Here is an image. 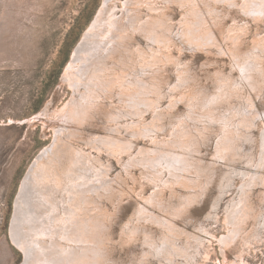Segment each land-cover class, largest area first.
I'll return each mask as SVG.
<instances>
[{"label":"bare ground","instance_id":"6f19581e","mask_svg":"<svg viewBox=\"0 0 264 264\" xmlns=\"http://www.w3.org/2000/svg\"><path fill=\"white\" fill-rule=\"evenodd\" d=\"M121 1V10H118L117 0H112V7L106 3L103 10L106 19L94 22L91 27L94 33L87 35L97 39L92 42L91 55L82 59L84 64L80 70H67L65 79L73 89L72 98L62 108L46 107L39 113L45 117V123L48 119H57L63 121L64 126H59V130L54 128L57 142L40 152L25 176L17 198L15 229L18 233H12V237L25 251L24 264H53L54 261L56 264H117L112 248L107 245L111 241L114 219L109 215L99 216L95 207L98 176L107 178L110 168L97 171L99 156L87 152L80 142L98 151L104 149L98 145L101 144L110 155L118 154L120 159L122 154L131 151L132 137L137 136L149 137L152 144L142 147L128 163L143 166L142 173L154 181L155 189L151 196L142 194L140 201L135 200L138 210L131 217L134 223L128 219L122 227L125 233L122 244L141 242L144 253L138 264H155L153 259L156 258L161 264H175L183 256H192L190 240L201 241L203 238L191 231L190 224L200 222V228L198 225L193 227L209 233L200 220L211 215L204 212L205 203H212L217 208L219 199L216 201L212 192L225 188L233 178L229 175L232 166L246 157L241 148L251 133L243 129L252 130L259 119L264 123V41L257 43L259 50L252 52L250 58L230 55L240 71L239 78L222 73L218 91L213 96L203 94L197 98L203 90L191 91L188 118L175 115V101L165 109L158 106L162 98L160 83L163 70L166 71L163 64H175L177 70L175 67L172 71L177 77L181 71L191 70L169 49L171 43L176 42L174 36L188 42L189 46L179 45L182 50L219 46L223 38L222 26L220 23L218 28H215L216 24L207 25L204 13L192 10L187 22L180 23L184 26L182 32L162 33V36L159 30L162 31L163 23L153 25L151 30L144 27L143 7H148L154 16L149 19L151 24L160 23L167 15L172 29L175 25L173 0L169 1L170 9L166 7L168 13L164 8L151 7L155 0ZM239 1L235 2L245 11L264 16V0ZM204 2L210 6V0ZM195 25L201 26L208 38L193 41L196 38L191 30ZM235 28L234 25L230 29L232 40L237 34ZM136 33L145 37L146 43L136 37ZM84 45L85 42L80 44L74 56L79 55ZM229 53L228 49H223V55L229 56ZM70 67H75L74 62ZM149 96L151 99L148 100ZM149 109L154 114L152 121L145 117ZM168 114L178 122L170 123L174 133L166 138L167 134L162 137L158 130L166 127L164 119ZM220 127L225 131L219 137ZM212 136L218 138L213 142L216 153L211 154L215 158L211 163L215 165L207 169L202 167L204 158L200 149L212 144ZM256 156L257 159L252 157L248 163L251 165L253 161L251 167L257 170L240 172L246 177L243 181L249 179L250 182L241 187L237 198L228 205V217L235 226L224 236L229 243L241 230L240 223L248 209L249 190L264 185V131L260 161ZM84 177H88V184L81 181ZM115 181L109 178L101 185L111 191ZM154 224L160 227L161 233L150 232L149 227ZM23 231L28 233L26 242L20 236ZM140 233L144 236L138 237Z\"/></svg>","mask_w":264,"mask_h":264},{"label":"rangeland","instance_id":"374dc122","mask_svg":"<svg viewBox=\"0 0 264 264\" xmlns=\"http://www.w3.org/2000/svg\"><path fill=\"white\" fill-rule=\"evenodd\" d=\"M169 1L155 0L154 6L151 7L164 8L165 13H168L166 7L170 9ZM198 1L201 3L198 4ZM204 1L173 0L172 13L175 25L172 29L167 15L160 23L151 24L149 19L154 16L148 7H143L142 21L146 22L144 27L151 30L153 25L164 24L162 31L159 30V35L182 32L184 26L182 27L180 23L187 22L192 10L202 11L207 25L216 24L215 28H218L217 24L220 23L222 26L223 38L221 37L222 43L219 46L182 50L179 45L189 46L188 42H182L180 38L174 36L176 42L171 43L169 48L179 55V61L186 63L191 70L181 71L180 76L177 77L172 71L175 67L177 70L175 64H163L166 71L163 70L160 90L157 86L159 94L162 95L158 106L165 109L172 106L175 101L173 114H182L187 118L191 91L203 90L197 98L203 94L213 96L218 91L219 80L225 72L226 76L232 74L236 78L241 75L237 66H234L236 61L230 55L240 56V59L250 58V54L258 49L257 43L264 41V16L245 11L235 2L236 0H210L212 3L209 2L210 6ZM108 2L106 0H0V264L25 263V251L12 237V233H18V229H15L17 198L30 166L35 163L41 151L57 142L54 128L59 130V126H64V122L57 119L47 118L49 121L45 123V117L39 113L46 107L52 110L62 108L72 98L74 92L65 79L66 72L80 70L84 64L81 63L82 59L91 55L92 42L97 39L87 35L94 33L95 30L91 31L94 22L99 23L105 18L106 13L103 10L106 3L110 7L114 5L112 0ZM116 3L118 10H121L123 2L117 0ZM234 25L237 34L232 40L230 29ZM205 32L201 30V26L195 25L191 30L193 38H196L193 41L208 38ZM135 36L146 43L147 40L142 35L136 33ZM84 42V48L79 51V55L74 56L75 50ZM148 42L159 45L158 42L149 40ZM223 49L230 51L229 56L223 55ZM108 61L111 62L109 59ZM72 62L75 64L73 69L70 67ZM262 65L264 67V58ZM178 78L181 80L179 81ZM145 117L150 121L153 120L152 109L145 113ZM172 121L178 122V119L168 114L164 119L167 123L166 127L158 130L160 136L163 137L165 134H167L166 138L173 136L174 129L170 124ZM255 122L256 127L253 126L252 130L242 128L243 131L251 133L248 136L252 142L247 138L244 140L241 153L247 155L241 163L232 166L233 169L229 174L233 177L232 180L222 191L217 188L212 192L216 201L219 199L217 208H214L212 203H205L204 212L211 215L201 217L200 220L205 223L202 226L209 230V233L199 229L200 222L190 224L191 231L198 233L203 240L192 238L189 249L192 256H183L179 263L175 264H264L263 184L253 186L249 190L248 209L240 223L241 230L230 243L224 238L235 229L228 217L229 202L237 198L243 185L250 182L249 179L243 181L246 177H242L240 172L245 169H250L252 172L257 170L256 167L255 169L251 167L253 161L251 165L248 163L252 157L257 159L256 155H258L260 161L264 123L260 119ZM223 131L224 128L220 127L219 137L222 136ZM217 136H212L213 141L210 146L203 145L200 149L204 158L202 167L207 169L215 165L211 163L215 159L211 154L216 153V145L213 142ZM132 138L134 142L131 151L122 154L120 159L118 154L110 155L101 144L98 145L104 149L98 151L85 142H80L87 152L91 151L99 156L96 161L97 171L109 167L108 177L116 180L113 182L115 188L110 191L101 185L102 181H108L109 178L98 176L100 182L97 183L95 207L98 208L99 216L109 215L114 219L110 231L111 241L107 245L112 248V255L115 256L117 264H138V259L142 257L144 248L139 240L135 243L122 244L125 237L122 227L129 220L134 223L131 217L138 210L135 200L140 201L143 196H151L155 189L154 181L142 173L143 166L128 163L130 158H135L141 148L151 145L152 141L144 136ZM81 181L89 183L88 177H84ZM90 187L93 188L91 185ZM167 191L170 192L168 189ZM194 225H198V230L193 227ZM149 229L152 233H161L158 225H151ZM20 236L25 242L28 241L27 231H23ZM143 236V233L138 234V237ZM153 262L161 264L158 258L153 259ZM53 264L56 262L54 261Z\"/></svg>","mask_w":264,"mask_h":264}]
</instances>
